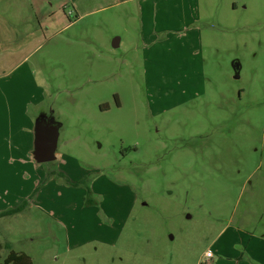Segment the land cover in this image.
Returning a JSON list of instances; mask_svg holds the SVG:
<instances>
[{
	"label": "rangeland",
	"instance_id": "1",
	"mask_svg": "<svg viewBox=\"0 0 264 264\" xmlns=\"http://www.w3.org/2000/svg\"><path fill=\"white\" fill-rule=\"evenodd\" d=\"M16 96L20 131L58 124L56 161L0 163V242L34 264L264 243V0H0V115Z\"/></svg>",
	"mask_w": 264,
	"mask_h": 264
},
{
	"label": "crops",
	"instance_id": "2",
	"mask_svg": "<svg viewBox=\"0 0 264 264\" xmlns=\"http://www.w3.org/2000/svg\"><path fill=\"white\" fill-rule=\"evenodd\" d=\"M182 26H184L182 24ZM7 85V84H4ZM12 86H3L1 85L2 89H5L7 91H10L9 89ZM14 99V98H13ZM12 98H7L5 100V110L4 114L0 115V133L2 132L3 140L0 138V163L1 162H7L10 160L12 163H17L21 165V168L26 170V172H29L33 166H31V163H37L33 158V149H34V135L33 138L29 131L23 132L20 131L22 127L19 126V120H22V110H20L21 105V97L16 96L15 100L19 104H16ZM25 111V109H23ZM7 116V117H6ZM38 119H36L37 122ZM9 136V138H7ZM24 149V150H23ZM25 151V152H24ZM26 154V155H25ZM56 158L59 157L58 153H55ZM56 161V160H55ZM39 166V165H37ZM38 167L35 168V172L33 173L36 180H41V174L40 171H38ZM28 192V190H26ZM25 193V198L28 196V193ZM16 198V197H14ZM12 201V204L14 202V199H10ZM15 206H12L13 208ZM10 209V208H8ZM4 210H1L0 212H3ZM236 233V232H235ZM261 240L259 237L255 236L254 233H248L247 237V243L243 245V250H237L235 253L229 255L230 258H227L229 264H264V243L260 242ZM262 241V240H261ZM263 243V244H262ZM211 250L212 256L207 258L205 257V253ZM215 251L208 247L204 254L203 259L206 261L205 264H211L212 259L214 258ZM248 259H250L251 262H249ZM226 260H222L221 256L217 258V260L213 261V264H225Z\"/></svg>",
	"mask_w": 264,
	"mask_h": 264
},
{
	"label": "water",
	"instance_id": "3",
	"mask_svg": "<svg viewBox=\"0 0 264 264\" xmlns=\"http://www.w3.org/2000/svg\"><path fill=\"white\" fill-rule=\"evenodd\" d=\"M118 38H115L112 45L117 47ZM58 140V124L48 123L43 120L36 122L34 127V149L33 158L38 163H45L55 160Z\"/></svg>",
	"mask_w": 264,
	"mask_h": 264
},
{
	"label": "trees",
	"instance_id": "4",
	"mask_svg": "<svg viewBox=\"0 0 264 264\" xmlns=\"http://www.w3.org/2000/svg\"><path fill=\"white\" fill-rule=\"evenodd\" d=\"M53 174L55 175L54 172L48 173V175H53ZM67 181H69V180L67 179L66 182ZM22 204H23V202L20 205H17L13 208L7 209L3 212H0V217H2L4 215H10V214L17 213ZM3 249H5L7 251V253L4 256H1V254H0V264H34L31 257L29 255H27L26 253L15 251L7 243L0 242V252Z\"/></svg>",
	"mask_w": 264,
	"mask_h": 264
},
{
	"label": "flooded vegetation",
	"instance_id": "5",
	"mask_svg": "<svg viewBox=\"0 0 264 264\" xmlns=\"http://www.w3.org/2000/svg\"><path fill=\"white\" fill-rule=\"evenodd\" d=\"M39 120H43V121H46V122H48V123H51V122H53V121L51 120V118H50V117H45V116H43V117H41V118H38V120H37V121H39Z\"/></svg>",
	"mask_w": 264,
	"mask_h": 264
},
{
	"label": "built area",
	"instance_id": "6",
	"mask_svg": "<svg viewBox=\"0 0 264 264\" xmlns=\"http://www.w3.org/2000/svg\"><path fill=\"white\" fill-rule=\"evenodd\" d=\"M212 256V251L211 250H208L206 253H205V257L209 258Z\"/></svg>",
	"mask_w": 264,
	"mask_h": 264
}]
</instances>
